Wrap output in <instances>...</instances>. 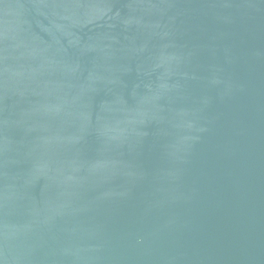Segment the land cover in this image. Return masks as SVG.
I'll return each instance as SVG.
<instances>
[{
	"label": "water",
	"instance_id": "1",
	"mask_svg": "<svg viewBox=\"0 0 264 264\" xmlns=\"http://www.w3.org/2000/svg\"><path fill=\"white\" fill-rule=\"evenodd\" d=\"M0 264H264V0H0Z\"/></svg>",
	"mask_w": 264,
	"mask_h": 264
}]
</instances>
